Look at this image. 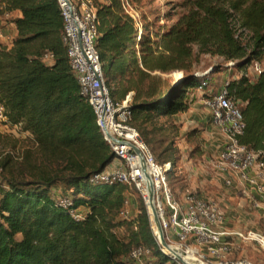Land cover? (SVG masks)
Masks as SVG:
<instances>
[{"label": "trees", "instance_id": "trees-1", "mask_svg": "<svg viewBox=\"0 0 264 264\" xmlns=\"http://www.w3.org/2000/svg\"><path fill=\"white\" fill-rule=\"evenodd\" d=\"M95 1V49L109 96L121 103L130 95V124L159 164L175 163L180 127L173 117L186 113L196 91L203 97L212 82L203 76L167 87L144 68L190 69L202 56L233 63L236 77L226 88L242 105L239 142L264 159V0H166L164 18L171 24L155 39L146 34L139 41L120 17L119 0ZM0 18L15 31L0 45V101L8 121L31 133L18 142L0 131V153L10 149L0 157V264H136L127 255L137 247L150 250L147 264H175L157 246L143 200L134 218L119 219L129 186L89 181L115 154L71 67L57 0H0ZM236 22L247 30L243 40ZM254 65L262 68L255 79L249 75ZM172 178L167 171L178 199ZM54 187L68 194L57 196ZM65 196L72 207L60 204ZM72 208L89 217L75 219Z\"/></svg>", "mask_w": 264, "mask_h": 264}, {"label": "built area", "instance_id": "built-area-1", "mask_svg": "<svg viewBox=\"0 0 264 264\" xmlns=\"http://www.w3.org/2000/svg\"><path fill=\"white\" fill-rule=\"evenodd\" d=\"M119 1L121 4L120 17L122 21L129 23L133 28V40L139 41L146 34L150 35L151 39H155V32H163L166 29L168 22L164 18L166 11L158 15L159 24L154 25L152 22L155 19H152L146 7L133 3L132 0ZM57 2L64 20V41L67 45L71 67L76 73L82 93L88 97L93 107L104 140L115 154L112 163L103 171L92 175L89 181L101 185L121 183L129 187L134 184L147 211H149L148 194L145 189L141 163V158H143L153 183L156 209L164 238L169 247L165 248L162 245L154 230L153 237L161 252L176 264H184L175 256L176 254L185 257L184 255L192 250L202 254L203 258L200 264H212L206 260L201 247L206 249L208 256L220 258L230 252L234 240L256 243L264 247V233L227 227L224 216L214 201L195 195H189L183 201L174 197L166 180V173L171 167L170 163L159 164L140 139L136 129L130 124V95L121 103L112 101L109 96L95 49L98 38L96 1L57 0ZM246 34L247 30L241 28L236 22V36L243 40ZM11 41L10 32L5 31L0 24V45ZM157 50L163 51L161 46H158ZM144 70L154 76L162 77L164 80L171 78L170 85L180 81L181 86H184L185 79L189 77L201 79L206 74L205 71H200L197 68L174 69L167 72L148 68H144ZM250 70L255 74L253 79L262 72V68L258 65H254ZM176 74L179 75V79L172 84V78ZM228 81L222 82V85L215 91L203 96V103L213 124L220 129L226 139L220 152L218 168L225 173L232 170L238 174L240 179L254 185L257 189L258 199L264 201V186L258 184L255 177L251 175L252 169L264 170L263 153L239 142V137L245 128L242 105L234 102L228 94L226 88ZM0 131L12 135H30L29 131H24L21 124L12 125L8 121L1 101ZM203 138L208 140L205 136ZM230 183L229 179L225 182L226 185H230ZM59 202L64 207H72L69 196L60 197ZM128 204L127 198L119 219L132 218L133 215L128 210ZM70 211L77 220L89 217V212L82 208H72ZM134 226L136 229V224ZM173 242L181 246L180 251H176L177 245L170 248ZM149 253L148 248L137 247L129 252L127 259L136 264H147ZM185 258L193 261L190 258ZM215 264L230 263L222 259L220 263Z\"/></svg>", "mask_w": 264, "mask_h": 264}, {"label": "rangeland", "instance_id": "rangeland-1", "mask_svg": "<svg viewBox=\"0 0 264 264\" xmlns=\"http://www.w3.org/2000/svg\"><path fill=\"white\" fill-rule=\"evenodd\" d=\"M139 1L132 0L133 3L146 7L152 19H155V25H158L160 21L158 15L168 10L165 5L166 0ZM169 24H171L170 21L166 25ZM2 27L8 30V21ZM198 62L194 68L205 71L204 76L210 78V82H212L207 93L215 91L227 79L236 77L233 76L235 73L231 65L229 63L224 64L219 59L202 56ZM216 66L221 69L220 72L213 70ZM249 75L253 77L255 74L249 69ZM170 80L171 78L165 80L167 87L171 86ZM174 81L176 80L172 78V84ZM177 83L180 84L181 82L178 81ZM199 93V90L196 91V101L186 113L177 114L173 117V121L180 127V133L176 140L175 163L168 162L171 165L169 172L173 173L175 177L172 179H176L172 190L180 201L189 195L203 196L214 201L224 216L225 225L229 228L255 230L264 233V201L258 199L256 187L239 179L237 173L232 170L225 173L218 168L220 152L226 139L220 129L213 124L203 103L202 94ZM194 129L199 130L198 134L193 137L187 136V133ZM28 136L14 135L13 137L21 142V139H26ZM204 136L208 140H204ZM19 150L18 147L13 150V153L17 154ZM9 151L10 149L5 148L0 153V157ZM227 179L231 181L230 185L225 184ZM128 200V210L134 218L142 203L134 184L129 188ZM152 229L154 230L153 226ZM119 233L121 234L122 231L119 230ZM232 243L230 252L220 258L208 256L206 249L204 247L201 249L206 260L212 264L220 263L222 259L230 264H264V247L261 245L239 240H234Z\"/></svg>", "mask_w": 264, "mask_h": 264}, {"label": "water", "instance_id": "water-1", "mask_svg": "<svg viewBox=\"0 0 264 264\" xmlns=\"http://www.w3.org/2000/svg\"><path fill=\"white\" fill-rule=\"evenodd\" d=\"M193 77H189L188 79H185L186 81L193 80ZM177 85H180L179 83L173 84L171 87H176ZM141 163H142V170H143V177L145 181V189L148 194V199H147V205H148V210L150 213V223L152 226H156V235L159 238L160 242L165 248H168V244L164 238V232L161 227L160 219L158 216V211L156 209V204H155V194H154V187L153 183L150 177V174L148 172V169L146 167V164L144 163V159L141 158ZM177 258H179L184 264H196L193 261H190L189 259H186L185 257L176 254L175 255Z\"/></svg>", "mask_w": 264, "mask_h": 264}, {"label": "crops", "instance_id": "crops-1", "mask_svg": "<svg viewBox=\"0 0 264 264\" xmlns=\"http://www.w3.org/2000/svg\"><path fill=\"white\" fill-rule=\"evenodd\" d=\"M5 22L6 21H3L0 18V24H1V26H3L5 24ZM4 30L7 31L8 33L10 32V35L12 36V39L14 38L15 31H14V28H13L12 23L9 24L8 30H7V28L4 29ZM227 80H229V79H227ZM29 134L31 135L30 132H29ZM251 175L255 177V179L257 180V183L258 184H260V185H263L264 184V170H260L259 171L257 169H252L251 170ZM237 177H239L238 174H237ZM237 177H235V179H237ZM53 190H54V192L56 193L57 196L58 195H62V194H68L67 191L65 189H63V188L54 187Z\"/></svg>", "mask_w": 264, "mask_h": 264}, {"label": "bare ground", "instance_id": "bare-ground-1", "mask_svg": "<svg viewBox=\"0 0 264 264\" xmlns=\"http://www.w3.org/2000/svg\"><path fill=\"white\" fill-rule=\"evenodd\" d=\"M177 79H179V75L178 74H176L175 77H174V80H177ZM153 228H154V231H156V226L155 225L153 226ZM172 246H176L175 248H176L177 252L181 250V246H179L176 242H173V245H170V248H172ZM170 254L172 255V253H170ZM184 256L187 257V258L192 259L194 262H197L198 264L201 263V260L203 258L202 254L200 252L195 251V250L187 252Z\"/></svg>", "mask_w": 264, "mask_h": 264}]
</instances>
